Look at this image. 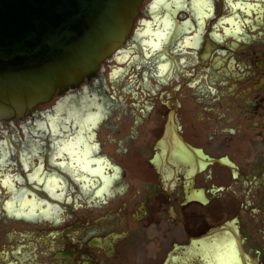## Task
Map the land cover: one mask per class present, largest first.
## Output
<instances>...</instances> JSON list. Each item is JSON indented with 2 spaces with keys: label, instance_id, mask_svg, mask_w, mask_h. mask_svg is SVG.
Instances as JSON below:
<instances>
[{
  "label": "flooded vegetation",
  "instance_id": "af4514ba",
  "mask_svg": "<svg viewBox=\"0 0 264 264\" xmlns=\"http://www.w3.org/2000/svg\"><path fill=\"white\" fill-rule=\"evenodd\" d=\"M155 2L91 80L1 123L0 264H203L199 249L227 234L241 264H264V0ZM165 17L150 49L143 30ZM72 100L99 120L52 131ZM79 133L111 180L101 195L65 147Z\"/></svg>",
  "mask_w": 264,
  "mask_h": 264
},
{
  "label": "water",
  "instance_id": "95a60500",
  "mask_svg": "<svg viewBox=\"0 0 264 264\" xmlns=\"http://www.w3.org/2000/svg\"><path fill=\"white\" fill-rule=\"evenodd\" d=\"M141 2L0 0V124L91 80L123 46ZM40 114L34 119L44 122Z\"/></svg>",
  "mask_w": 264,
  "mask_h": 264
},
{
  "label": "bare ground",
  "instance_id": "6f19581e",
  "mask_svg": "<svg viewBox=\"0 0 264 264\" xmlns=\"http://www.w3.org/2000/svg\"><path fill=\"white\" fill-rule=\"evenodd\" d=\"M165 1L166 0H159V2H155L152 5V10H155L157 8L156 10H162L164 12L168 8V6L166 5L167 2H166V4L164 3ZM195 1H197V2H195V4L204 5L203 4V1L204 0H195ZM170 2L173 3V4H178L180 2V0H170ZM177 6H179V5H177ZM171 16H173V15H171ZM169 22L170 21H168L167 18L165 17V19L162 18L161 20H159L156 23L158 29H152L150 26H147L143 30V33L146 34L149 37V41H147V42L150 45V49L156 48L157 45L160 43V41L162 39H164L167 36V34L170 32V28H171V24L172 23H169ZM185 35H187V34H185ZM154 38H156V40H153ZM171 40H172V38H171ZM173 42H174V40H173ZM176 45H177V43H176ZM149 53L151 54V52H149ZM119 57H123V55L122 56H119ZM120 60H122V59H120ZM124 60H125V58H124ZM156 63H158V62H156ZM117 72H118V70H117ZM60 105L61 104H58L57 105V107L55 108L54 116H52V118L48 122L49 123V127L51 128L52 131H57L59 127H63L64 126V123H70L71 124L72 122L73 123L81 122V129H83V130H85V128L86 129H91L93 126H95L94 123L99 120L100 115L102 113V109L97 108V112L95 114H93V115L89 114L85 118V117L81 116L80 114H77L78 111H79L78 105H64V104H63V106H60ZM61 107H63V109ZM81 110H82V114H84L87 111V110L84 111L85 110L84 108H82ZM61 113H63L64 116H61V115H63ZM68 127H69V125H68ZM37 128H40L41 129L42 128V124H38L37 125ZM74 139H75L74 141H71L70 143H66V146L65 147L68 148L71 145V149L74 150L73 148L76 146V148L79 150V154L77 155L78 156V160H79L80 163H82L81 166H79L81 168V170L82 171H85L86 173H88L90 175H97L98 177H100V179L102 181V187H101L100 192H99L100 195L103 192H108L106 189L109 187V184H110V181L111 180L109 181L108 180L109 178L104 177L102 175L103 174V166H101V165L95 166L94 165L95 167H91L90 168L89 162L87 161V157L90 156V154L92 153L90 151V148H87L86 147V142H85L84 138L81 136L80 133ZM7 157H8V152L3 147H0V163H1V165H4L6 163V161H8L7 160ZM50 181H51V183H55L56 182V180L54 178H51ZM3 184L4 185H7V186H9V185L11 186V182H10V180H9L8 177H6L4 179ZM199 194H200V196H202L201 193H199ZM200 199H201V197H200ZM19 202L20 203H23V201H21L20 199H19ZM45 216H47V215H45ZM27 218H28V216H27ZM227 235H220V236L218 235V237H216L214 240H212V241L204 244L200 249L198 248L199 249V253L201 255L200 257L204 258L203 260L205 261L203 264H229L230 261H233L234 264H241L240 259H239V255L240 254L238 253L240 250L239 251L237 250V247H236L237 244L234 243L231 240V237H228ZM190 251H192V250H190ZM193 252H194V250H193ZM199 260H200V258H199Z\"/></svg>",
  "mask_w": 264,
  "mask_h": 264
},
{
  "label": "rangeland",
  "instance_id": "374dc122",
  "mask_svg": "<svg viewBox=\"0 0 264 264\" xmlns=\"http://www.w3.org/2000/svg\"><path fill=\"white\" fill-rule=\"evenodd\" d=\"M1 123H2V122H1ZM0 126H1V124H0ZM253 249H256V248L250 246V249H249V250L247 249V250L249 251V253L251 254V256H252L253 258H256ZM258 263L261 264V261L258 260Z\"/></svg>",
  "mask_w": 264,
  "mask_h": 264
},
{
  "label": "snow or ice",
  "instance_id": "6c2138e0",
  "mask_svg": "<svg viewBox=\"0 0 264 264\" xmlns=\"http://www.w3.org/2000/svg\"><path fill=\"white\" fill-rule=\"evenodd\" d=\"M229 264H234V262L233 261H230Z\"/></svg>",
  "mask_w": 264,
  "mask_h": 264
}]
</instances>
